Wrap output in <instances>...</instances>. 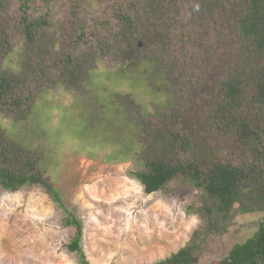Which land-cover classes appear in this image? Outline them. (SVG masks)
<instances>
[{
    "label": "trees",
    "instance_id": "trees-1",
    "mask_svg": "<svg viewBox=\"0 0 264 264\" xmlns=\"http://www.w3.org/2000/svg\"><path fill=\"white\" fill-rule=\"evenodd\" d=\"M148 66L168 99L150 107L134 94L104 97L116 116L89 130L113 144L110 161L133 163L146 194L198 196L187 207L200 219L190 240L152 264H264V0H0V116L13 123L52 89L82 102L98 69L140 81ZM27 133L15 139L0 124V189L37 187L62 208L42 169L44 136ZM248 214L263 215L256 231L215 258ZM66 220L76 228L68 251L88 264L82 225Z\"/></svg>",
    "mask_w": 264,
    "mask_h": 264
},
{
    "label": "rangeland",
    "instance_id": "rangeland-1",
    "mask_svg": "<svg viewBox=\"0 0 264 264\" xmlns=\"http://www.w3.org/2000/svg\"><path fill=\"white\" fill-rule=\"evenodd\" d=\"M146 70L148 80L149 66L139 72ZM135 76L130 70L101 68L93 72L90 92L79 98L82 102L75 101L70 93L52 89L36 100L28 120L13 123L0 116V124L15 139L26 132L30 137L44 136L42 169L64 201L59 207L37 187L16 192L0 189V264H82L68 251L76 231L67 224L68 217L82 225V249L88 264H152L190 240L200 224L197 215L187 212V207L198 200L196 192L185 188L178 196L146 194L128 173L133 163L110 161L113 144L105 139L97 141L89 130L101 125L107 118L104 113L116 116L117 110L102 107L106 105L104 97L113 95L116 100L122 94H134L136 100L150 107L168 99L154 91L149 80L142 86L140 81L146 80L138 75L140 81H134ZM96 92L102 97L93 109L89 105ZM262 217L240 216L237 225L222 238L215 258L251 237ZM200 264H212V258L206 257Z\"/></svg>",
    "mask_w": 264,
    "mask_h": 264
}]
</instances>
